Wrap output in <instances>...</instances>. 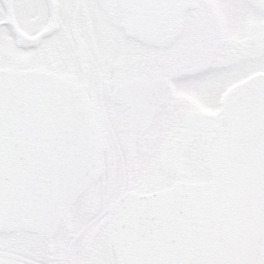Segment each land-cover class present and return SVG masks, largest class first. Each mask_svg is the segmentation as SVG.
Instances as JSON below:
<instances>
[{"label":"snow or ice","instance_id":"6c2138e0","mask_svg":"<svg viewBox=\"0 0 264 264\" xmlns=\"http://www.w3.org/2000/svg\"><path fill=\"white\" fill-rule=\"evenodd\" d=\"M0 264H264V0H0Z\"/></svg>","mask_w":264,"mask_h":264}]
</instances>
